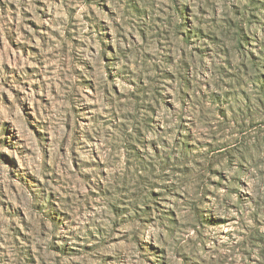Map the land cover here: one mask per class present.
I'll list each match as a JSON object with an SVG mask.
<instances>
[{
	"label": "rangeland",
	"instance_id": "obj_1",
	"mask_svg": "<svg viewBox=\"0 0 264 264\" xmlns=\"http://www.w3.org/2000/svg\"><path fill=\"white\" fill-rule=\"evenodd\" d=\"M0 264H264V0H0Z\"/></svg>",
	"mask_w": 264,
	"mask_h": 264
}]
</instances>
